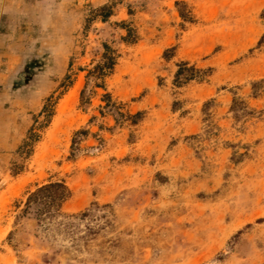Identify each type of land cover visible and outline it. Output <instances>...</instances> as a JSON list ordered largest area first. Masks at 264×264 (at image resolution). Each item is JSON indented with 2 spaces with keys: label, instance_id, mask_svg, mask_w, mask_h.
Masks as SVG:
<instances>
[{
  "label": "rangeland",
  "instance_id": "rangeland-1",
  "mask_svg": "<svg viewBox=\"0 0 264 264\" xmlns=\"http://www.w3.org/2000/svg\"><path fill=\"white\" fill-rule=\"evenodd\" d=\"M176 1L47 0L6 16L0 264H264V91L254 98L251 85L264 79V0H179L194 23L182 20ZM104 5L113 6L108 21L95 14ZM123 21L136 30L135 45L122 40ZM105 43L121 57L106 90L91 84L81 107ZM28 58L43 62L23 75ZM181 61L213 73L176 88ZM106 92L122 112H145L142 122L117 126L112 113H102ZM233 92L254 117L234 119ZM81 129L90 134L73 156ZM58 180L72 192L66 214L113 204L115 227L75 247L21 216L30 192Z\"/></svg>",
  "mask_w": 264,
  "mask_h": 264
},
{
  "label": "trees",
  "instance_id": "trees-1",
  "mask_svg": "<svg viewBox=\"0 0 264 264\" xmlns=\"http://www.w3.org/2000/svg\"><path fill=\"white\" fill-rule=\"evenodd\" d=\"M176 7L179 15L184 22L194 23L195 18L192 11L189 9L188 4L185 1H176ZM103 21H108L113 15V6L104 5L100 9L95 11ZM129 14L132 15V10H129ZM122 29L126 31V35L122 37L124 43L127 45H135L139 36L134 28L129 23L123 21L119 24ZM264 39V37H263ZM262 42V40H261ZM104 52L101 60L88 72L87 82L85 88L81 92V107L86 103H89L90 96H88L89 86L93 84V88H101L106 90V79L112 76L115 72V68L118 64V60L121 55L118 50L112 45L103 44ZM172 50H166L165 59L171 60ZM43 61L36 58H28L23 66L22 74L27 75L32 69L37 70L40 67L37 65ZM213 73V68H198L188 61H181L177 64V71L175 73L173 85L176 88H184L192 82H204ZM33 82V81H32ZM252 96L258 98L264 91V79L252 82ZM49 99L45 104L41 114H48V108L50 104ZM103 102L105 106L102 109V113L107 110L112 113L117 126H123L125 123H130L133 126L142 122L145 112H137L132 114L130 112H122V104L114 101L113 96L106 92L103 95ZM214 103V100L207 101L204 105V114L208 117L210 106ZM180 102L174 103V110L178 111ZM230 110L233 113L234 119L237 122L247 120L254 117L256 110L250 108V106L233 92V101ZM55 111L49 114V119L46 122L44 128H47L51 119L55 116ZM90 132L88 130H78L74 133L72 140V155L75 156L77 145L80 138L88 136ZM33 131H31V137ZM28 145V143H27ZM242 155V154H241ZM241 157V156H240ZM72 192L64 180L51 181L42 186L37 187L34 191L30 192L24 202L21 216H33L37 221L38 226L43 232L50 237H57L59 235L69 239L72 246L77 247L80 243L87 244L90 238L99 235L101 232L107 229L115 227L116 213L113 204H99L93 203L90 208L81 211L77 214L68 215L63 211L64 204L71 198Z\"/></svg>",
  "mask_w": 264,
  "mask_h": 264
},
{
  "label": "crops",
  "instance_id": "crops-1",
  "mask_svg": "<svg viewBox=\"0 0 264 264\" xmlns=\"http://www.w3.org/2000/svg\"><path fill=\"white\" fill-rule=\"evenodd\" d=\"M47 0H42L39 2H36L35 4H30L28 3V0H0V27L2 23L5 21L6 16L9 13L12 12H24L27 11L29 7L35 11L37 8H43L46 6L48 2ZM15 2L14 4H12ZM45 5V6H44Z\"/></svg>",
  "mask_w": 264,
  "mask_h": 264
}]
</instances>
